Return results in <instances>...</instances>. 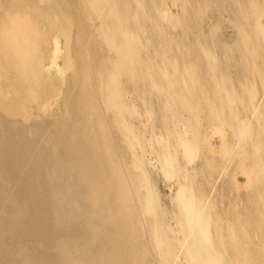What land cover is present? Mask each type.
Instances as JSON below:
<instances>
[{
	"label": "bare ground",
	"instance_id": "1",
	"mask_svg": "<svg viewBox=\"0 0 264 264\" xmlns=\"http://www.w3.org/2000/svg\"><path fill=\"white\" fill-rule=\"evenodd\" d=\"M224 1L0 0V264H264V231L254 256L250 220L220 226L214 186L198 179L197 162L218 154L222 178L240 158L242 187L264 180V79L237 106L217 50L203 45L216 27L212 40L198 29L209 8L225 14ZM246 6L229 22L244 46L254 36L264 51V2ZM177 23L199 24L204 43L183 44L181 65L175 52L152 66L148 45L172 53L167 30ZM195 51L218 105L197 96L211 84L187 58Z\"/></svg>",
	"mask_w": 264,
	"mask_h": 264
},
{
	"label": "rangeland",
	"instance_id": "2",
	"mask_svg": "<svg viewBox=\"0 0 264 264\" xmlns=\"http://www.w3.org/2000/svg\"><path fill=\"white\" fill-rule=\"evenodd\" d=\"M212 1V0H211ZM213 1H215V0H213ZM236 0H234L233 1V3L231 2V1H229V0H226V1H224L223 3H226V2H230L229 4H231L232 6H229L228 8L229 9H226V11L224 10V12H225V14L223 15V12H221V11H219V10H216V8L214 9L213 7V9L211 8V10H210V8L208 9V11L206 12V14L204 15V19L202 18V19H197V21H200V22H202V23H199V22H197V23H199V24H201L199 27H198V29L199 30H201V28H202V32H203V34H202V32L201 31H199V30H197V26L199 25H197V23L195 24V26H196V29H194L195 30V32L193 31V30H189L188 28H186V29H188V30H186L185 29V27L184 28H179V25L180 24H178V25H175L173 28H172V30L171 29H169L170 31H168L167 30V32H169V35L171 36H169L168 38L170 39L168 42H170L171 41V48H172V50L174 51H172V53H171V49L170 48H164V49H166V51H164V57H162V56H160V54H157L156 52H155V50H154V48H153V46H152V44H149L148 45V48L146 49L147 50V53H148V55H149V57H150V59H151V64H152V66H154L156 63H158V62H160L162 59L164 60V61H167L169 58H168V54H169V57H171V55L173 56V53H174V55H175V52H177V56H179V58L177 57V59L179 60V65H181V62H182V64H183V55H179V53H181L182 51H180L181 50V48L183 49V44H186L185 46H187V47H194L195 45H192V44H194V43H197V42H199L200 43V41H202L201 40V38L200 37H198V36H201L200 35V33L199 32H201V34H202V36L203 37H205V36H207L208 38H210V37H212L211 38V40L214 38L213 36H210V35H213L214 33L213 32H215V38H217V40L214 38V44H210V46H209V44L208 45H206V44H203L202 42V44L203 45H205L206 47L208 46V49H214L213 51H214V54L216 55V51L215 50H217V56H216V60H218L217 62H218V64H220V65H218V67L220 66V70L221 71H218V74L220 75L221 74V72H222V75L223 76H226V80L228 81V83H226V84H229V85H231L232 87H233V92L234 93H236V98H238V97H240V98H238L237 99V106H238V103H239V107H240V105H242L241 103H240V100L239 99H242V100H244V98L246 99V97H247V95L248 94H246V93H248V90L249 89H247V87H248V85L250 86V84H252V82H254L255 83V85L257 86L256 87V90L258 89V91H257V93H258V95H260L262 92H263V88H262V81H263V79H264V74H263V71H264V58H262L263 56H264V51H261V48H260V45H258L259 46V48L257 47V44H259L257 41H259L258 39H256V38H254V36H251V37H253L250 41H249V39H247L246 41H245V43H246V47H247V49H248V53L249 52H251V54H252V56H254V53H256L257 55L255 56V57H253L252 58V56L249 58V54L246 52V50L244 49L245 48V46H244V42H242L241 43V41L239 40H237V39H239L240 38V36L238 35V37H236V33H237V29H236V26L234 27V25H233V22H229V21H231L230 19H231V17H233V14H235V17L237 16V13H238V15L240 16L241 15V13H239L240 12V10L242 11V10H245V7H247L246 5H247V1H245V2H243V0H237L238 1V3H240L239 4V6L238 7H236L237 5H234V4H236V3H234ZM261 1H263L264 2V0H261ZM209 2H210V0H209ZM244 4L245 5V7L242 5V4ZM211 4V6H216L217 5V3L215 4V5H212V3H210ZM210 6V7H211ZM234 6V7H233ZM240 7H242V8H240ZM177 8V7H176ZM175 7H172V10H173V12L174 13H177V14H183L182 16L180 15V17L179 18H182L183 16H184V13H182L183 11L182 10H179L180 8H177L176 9ZM233 8V10H231ZM234 8H235V10H234ZM240 8V9H239ZM228 10V11H227ZM231 10V11H230ZM217 11H219V12H217ZM234 11H236V12H234ZM217 12V13H216ZM230 13V14H228V13ZM215 13V14H214ZM214 14V15H213ZM220 14V15H219ZM218 15L220 16V18H221V15H222V18H221V20L223 19V17H228L227 19L226 18H224L225 19V21L223 20V22H226V21H228L227 23H229V24H227V23H223L221 20H220V22L222 23V24H220L219 25V17H218ZM225 15H228V16H225ZM229 15H231V16H229ZM239 16H237V17H239ZM229 19V20H228ZM202 20H205V21H202ZM216 21L218 22V25L220 26V27H217L218 25L216 24ZM214 24L216 25V26H214ZM233 25V26H232ZM178 26V27H177ZM212 26V27H211ZM232 26V27H231ZM176 27V28H175ZM213 27H216V28H214V29H211V28H213ZM228 29H227V28ZM219 28V29H218ZM233 30H232V29ZM225 29V30H224ZM214 30V31H213ZM175 31V32H174ZM193 31V32H192ZM197 31H199V32H197ZM209 31H213L212 33L213 34H211V32H209ZM172 35H171V34ZM180 33V34H179ZM197 33H198V35H197ZM204 33H206V35L204 34ZM235 35H234V34ZM180 36H179V35ZM210 34V35H209ZM239 34V33H238ZM174 35V36H173ZM219 35V36H218ZM172 36H173V38H172ZM179 38H178V37ZM182 36V37H181ZM186 36V37H185ZM196 36H197V39H196ZM167 38V39H168ZM184 38V39H183ZM186 38V39H185ZM191 38V39H190ZM198 38H200V41H197L196 42V40H198ZM250 38V37H249ZM173 39V40H172ZM178 40H180L181 42H178ZM182 40H184L185 41V43H183L184 41H182ZM190 40V41H189ZM205 40V43L207 42V38H205L204 39ZM234 40H235V42L237 43V42H239V44H238V48L240 49V51L238 52V48H237V44L234 42ZM237 40V41H236ZM253 40H254V42H253ZM194 41V42H193ZM210 41V39L208 40V42ZM230 41V42H229ZM191 42V43H190ZM213 43V41H210L209 43ZM218 42V43H217ZM225 42L228 44H226V45H224L225 44ZM235 44H234V43ZM250 42V43H249ZM217 43V44H216ZM232 45H230V44ZM240 43L242 44V45H240ZM252 43V44H251ZM253 43H255L256 44V46H255V44H253ZM201 44V45H202ZM248 44V45H247ZM261 44V43H260ZM214 45V46H213ZM230 45V47H229V49L227 48L228 46ZM233 45H235V46H233ZM253 46V47H255V49L256 50H260V51H256L254 48H253V51H255V52H252L251 50V48H250V50H249V47L250 46ZM199 46V45H198ZM197 46V47H198ZM244 46V47H243ZM262 46V45H261ZM196 47V48H197ZM210 47H212V48H210ZM233 47H235V50L237 51V53H235L234 51L235 50H233L232 51V48ZM257 47V48H256ZM228 50H227V49ZM230 48H231V50H230ZM242 48V49H241ZM193 49V48H192ZM263 49V48H262ZM150 50V51H149ZM228 51V53H226L227 51ZM244 50V51H243ZM264 50V49H263ZM169 51V52H168ZM226 51V52H225ZM197 52H198V50H197ZM196 51H195V54L193 53V55H191V56H188L187 58H189V59H194V62H195V68H197V69H199V70H197L196 71V74L198 73V74H200V82H201V85H203V86H207V85H209L208 83H209V81H210V84H211V86H208V87H205V88H201V89H203V90H198L197 91V94L200 92V91H202L203 92V97L204 96H207L206 94H208V96H207V98H209L210 96V98H212V101H210V103H212L213 101V103L212 104H217L218 105V102L219 101H216V100H218V98H217V96H218V93L217 94H213L214 92H215V90H213L212 91V89H211V87H212V83H211V80H210V76L208 75V72L206 73V71L205 70H203V67H204V69H205V64L203 63L204 61H203V58H202V53L201 52H199L200 54H198ZM258 52V53H257ZM263 52V53H262ZM247 54V57H248V59L247 58H245V60H244V62L246 63H244L243 61H242V59L243 58H239V54ZM262 53V54H261ZM183 54V53H182ZM197 54L199 55V57L197 56ZM201 55V56H200ZM221 55V56H220ZM195 57H197V58H195ZM219 57V58H218ZM229 57V58H228ZM235 57V58H234ZM240 57H242L241 55H240ZM168 58V59H167ZM233 58V59H232ZM249 60V62L247 61V60ZM260 59V60H259ZM158 60V61H157ZM252 60V61H251ZM181 61V62H180ZM203 63V64H202ZM198 64V65H197ZM256 64V65H255ZM260 64V65H259ZM262 64V65H261ZM204 65V66H203ZM198 66V67H197ZM201 66V67H200ZM257 66V67H256ZM219 70V69H218ZM199 71V72H198ZM204 71H205V73H204ZM225 72V74H223ZM260 73V74H259ZM207 75V76H206ZM209 76V77H208ZM206 77V78H205ZM202 78V79H201ZM204 79V80H203ZM209 80V81H208ZM261 81V82H260ZM203 82H205L204 84H203ZM210 87V88H209ZM206 89H208V90H206ZM205 90L207 91V92H205ZM217 92V91H216ZM201 94V92L197 95L198 97H199V95ZM215 95V96H214ZM217 95V96H216ZM214 96V97H213ZM201 98V97H200ZM209 98V99H210ZM217 98V99H216ZM211 100V99H210ZM154 103H155V107H156V110L158 111V103L156 102L157 100H156V97H154ZM201 101H202V98H201ZM209 103V104H210ZM220 103V102H219ZM208 103H203V101H202V104L201 105H203V107H209V104L207 105ZM205 105V106H204ZM211 105V104H210ZM241 108V107H240ZM248 113L249 112H244V110H242V112H241V116H245V115H248ZM202 115L204 116L205 115V112L203 111V113H202ZM261 121H263L262 123L264 124V120L262 119ZM206 123V122H205ZM205 123H203V126L201 127V129L203 130V132H206V133H208L209 131H210V129L208 128V126H207V124H205ZM209 130V131H208ZM212 142H213V144L217 147V146H219V144H220V142H219V138H214L213 140H212ZM263 145H264V141H263ZM263 150H264V147H263ZM212 158H214L213 159V164L212 165H206V164H204V161H205V159H204V156L197 162V164H198V166H199V168H200V170H201V173H200V175H199V177H198V179L201 181V179L202 180H204V181H201V182H204V185H205V189L208 191V192H210V190L212 189V187L214 186V192H212V196H214L213 197V200L215 201L214 203H215V205L216 206H214V209L215 210H213V211H215V213H217L216 215H218L220 218L222 217V219H224V218H226L225 220H222L219 224H220V226L222 225H224L225 226V224H226V222L227 221H230V220H232V221H234V222H236L237 221V219L238 218H240V220H250V226H248V230H249V232H250V234L249 235H251L250 236V240H251V243H252V249H251V253H252V255H254L253 253L255 252V255H257L258 257H261V255H260V237H259V233H261L262 232V230L264 231V198H260L261 197V194H262V196H264L263 194H264V191L263 192H260L261 191V189L263 190L264 189V180L262 181V182H256L255 183V189L253 190L252 188H250V187H242V185H243V182H245L246 180V178H245V176L240 172V170H241V166H243V164H242V160H240L239 161V159L240 158H236L237 159V161H232L231 162V165L229 166L230 168H228V170H227V173H226V175L222 178L221 177V175H219V162H218V160L220 159V157H219V155L218 154H215L214 156H211ZM250 157V158H249ZM249 158V159H248ZM248 158L247 159H245V164H249L251 161H250V159H251V156H248ZM242 159V158H241ZM233 163V164H232ZM206 166V167H205ZM211 166V167H210ZM206 169V170H205ZM205 170V171H204ZM211 170V171H210ZM236 172V176H233L234 175V173ZM241 173V174H240ZM233 174V175H232ZM202 175V176H201ZM216 175V176H215ZM218 175V176H217ZM227 176V177H226ZM204 177V178H203ZM208 177V178H207ZM233 177H235V179L237 178V180H238V186L236 187V185L233 183V182H230V181H232V178ZM212 178V179H211ZM225 178V179H224ZM210 179V180H209ZM229 179V180H228ZM231 179V180H230ZM221 180V181H220ZM209 181V182H208ZM206 182H208V183H206ZM157 183H158V187H159V190H160V192H161V195H162V202H164L163 204H165V205H167V206H169L170 207V203H169V199H168V195H169V191H170V189L165 185V184H163V182L161 181V180H159V179H157ZM209 183H212V184H210L209 185ZM215 183V184H214ZM163 185V186H162ZM165 185V186H164ZM207 185V186H206ZM213 185V186H212ZM258 185V186H257ZM260 186V187H259ZM209 189V190H208ZM220 189V190H219ZM259 191V192H258ZM214 193V194H213ZM257 193V194H256ZM259 196V197H258ZM218 197V198H217ZM260 200H263V201H260ZM261 202H263V203H261ZM217 203V204H216ZM263 204V205H262ZM216 207V208H215ZM221 212V213H220ZM225 216V217H224ZM263 219V220H262ZM225 221V222H224ZM260 221H261V223H260ZM262 221H263V223H262ZM231 222V221H230ZM259 224H261L262 226L261 227H259ZM257 226L259 227L258 228V230H257ZM261 228V229H260ZM254 229V230H253ZM260 230V231H259ZM255 232V233H254ZM254 234H256V235H254ZM254 236H256V237H254ZM252 238H253V242H252ZM255 243V244H254ZM255 245V247H254V245ZM258 247H257V246ZM254 247V248H253ZM259 248V249H258ZM257 249V250H256ZM253 250H254V252H253ZM258 251V252H257ZM254 255V256H255Z\"/></svg>",
	"mask_w": 264,
	"mask_h": 264
}]
</instances>
